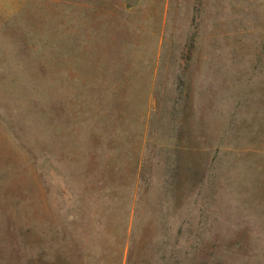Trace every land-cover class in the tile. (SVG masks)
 <instances>
[{
	"label": "rangeland",
	"instance_id": "obj_1",
	"mask_svg": "<svg viewBox=\"0 0 264 264\" xmlns=\"http://www.w3.org/2000/svg\"><path fill=\"white\" fill-rule=\"evenodd\" d=\"M0 264H264V0H0Z\"/></svg>",
	"mask_w": 264,
	"mask_h": 264
}]
</instances>
